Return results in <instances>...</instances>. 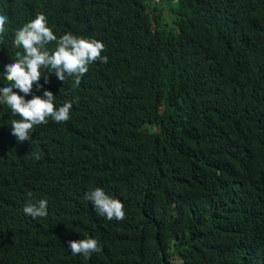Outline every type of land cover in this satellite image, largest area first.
I'll use <instances>...</instances> for the list:
<instances>
[{"label":"trees","instance_id":"1","mask_svg":"<svg viewBox=\"0 0 264 264\" xmlns=\"http://www.w3.org/2000/svg\"><path fill=\"white\" fill-rule=\"evenodd\" d=\"M165 1L0 0V264H264V0Z\"/></svg>","mask_w":264,"mask_h":264},{"label":"rangeland","instance_id":"2","mask_svg":"<svg viewBox=\"0 0 264 264\" xmlns=\"http://www.w3.org/2000/svg\"><path fill=\"white\" fill-rule=\"evenodd\" d=\"M161 1L162 0H157V3H160ZM174 3L175 2H170L169 0L163 3V9H161V11L166 23H173L176 19H178V16L171 8Z\"/></svg>","mask_w":264,"mask_h":264}]
</instances>
